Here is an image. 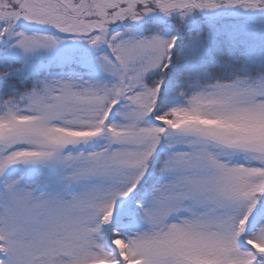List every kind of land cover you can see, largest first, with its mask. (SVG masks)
<instances>
[{"label":"snow or ice","instance_id":"6c2138e0","mask_svg":"<svg viewBox=\"0 0 264 264\" xmlns=\"http://www.w3.org/2000/svg\"><path fill=\"white\" fill-rule=\"evenodd\" d=\"M0 264H264V0H0Z\"/></svg>","mask_w":264,"mask_h":264}]
</instances>
